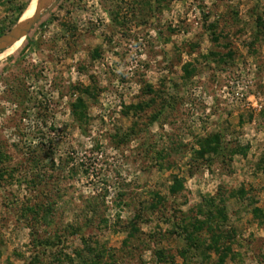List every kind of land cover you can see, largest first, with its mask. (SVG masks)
I'll list each match as a JSON object with an SVG mask.
<instances>
[{
	"label": "rangeland",
	"instance_id": "rangeland-1",
	"mask_svg": "<svg viewBox=\"0 0 264 264\" xmlns=\"http://www.w3.org/2000/svg\"><path fill=\"white\" fill-rule=\"evenodd\" d=\"M22 37L0 264H264V0H52Z\"/></svg>",
	"mask_w": 264,
	"mask_h": 264
},
{
	"label": "bare ground",
	"instance_id": "bare-ground-1",
	"mask_svg": "<svg viewBox=\"0 0 264 264\" xmlns=\"http://www.w3.org/2000/svg\"><path fill=\"white\" fill-rule=\"evenodd\" d=\"M51 1L52 0H31L29 7L26 9V11L20 17L19 21H17L16 23L18 24V27L15 31L12 30V34L8 36V38H6V40L8 41L3 43L6 44L9 42H13L17 38L22 37L27 31L28 27L32 25L38 17L42 16L43 12L50 5Z\"/></svg>",
	"mask_w": 264,
	"mask_h": 264
},
{
	"label": "trees",
	"instance_id": "trees-1",
	"mask_svg": "<svg viewBox=\"0 0 264 264\" xmlns=\"http://www.w3.org/2000/svg\"><path fill=\"white\" fill-rule=\"evenodd\" d=\"M31 1V0H30ZM30 3V2H29ZM28 6V5H27ZM27 8V7H26ZM25 8V9H26ZM25 11V10H24ZM23 11V12H24ZM23 14V13H22ZM21 14V15H22ZM21 15H19L18 16V19L17 20H19V18L21 17ZM2 51H0V53H1ZM82 106V101L80 100V99H78L77 100V106H75V107H81ZM216 145H219V141H218V138L217 137H213V138H211L210 140H208V141H206L205 143H204V152L205 153H213V154H216V151H217V149L215 148V146ZM223 211H224V209H220V210H218L217 211V215L220 217V215L222 216V214H223ZM213 219V215H210V217H209V219L208 220H206V222L208 223V222H211V220Z\"/></svg>",
	"mask_w": 264,
	"mask_h": 264
},
{
	"label": "water",
	"instance_id": "water-1",
	"mask_svg": "<svg viewBox=\"0 0 264 264\" xmlns=\"http://www.w3.org/2000/svg\"><path fill=\"white\" fill-rule=\"evenodd\" d=\"M54 2H55V0H54ZM22 16V15H21ZM40 17H38L37 19H36V21L39 19ZM20 19V18H19ZM19 21V20H18ZM36 21L35 22H33V24L32 25H30L29 27H28V29H27V31L24 33V35H23V37H25V35L30 31V29L32 28V26L36 23ZM16 27H14L12 30L13 31H15L16 30V28L18 27V24H16L15 25ZM10 31V32H8L7 34H5V35H3V36H1L0 37V51H2L3 49H5V48H7L9 45H11V44H13V43H15V42H18V41H13L12 43H10L9 45H4V41L6 40V38H8V36H10L11 34H12V32L13 31ZM23 37H22V39H23Z\"/></svg>",
	"mask_w": 264,
	"mask_h": 264
}]
</instances>
